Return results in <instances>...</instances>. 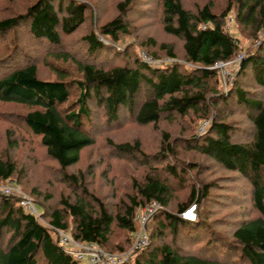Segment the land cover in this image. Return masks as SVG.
Masks as SVG:
<instances>
[{"label": "trees", "instance_id": "16d2710c", "mask_svg": "<svg viewBox=\"0 0 264 264\" xmlns=\"http://www.w3.org/2000/svg\"><path fill=\"white\" fill-rule=\"evenodd\" d=\"M133 2L119 1L116 17L98 31L91 27L81 37L87 52L84 59L72 53L62 38L70 41L86 24L87 3L34 0L22 13L0 17V103L27 108L20 114L23 123L58 165L62 178L83 191L72 200L60 196L58 208L41 206L40 216L48 218L54 228L69 230L78 241L123 251L137 229L135 209L154 200L162 208L148 220L149 242L122 264H264V98L250 95L240 81L251 70L254 85L264 87V45L246 52L226 95L221 93L218 71L212 67L240 52L237 39L224 28L227 14L235 8L236 22L246 35L255 37L264 29V0H225L218 12L214 0L195 5L194 11L181 0H160L161 27L182 41L184 62L176 60L179 57L171 45L160 43L162 56L148 54L171 61L159 65L143 61L138 53L133 59L127 57L128 48L121 51L105 42L117 41L120 34L128 33L122 13ZM148 41L151 47L156 46L153 39ZM109 48L116 49L124 63L99 64L96 55ZM47 52L60 62H47L54 78L38 75L40 55ZM230 97L247 112L252 125L249 141H233V126L223 120L220 112ZM189 113L200 117V124L208 123L203 133L182 139L185 149L211 159L226 171L237 172L251 187L250 200L258 215L240 222L231 237L212 227L207 216L202 217L208 184L198 188L193 184L187 200L178 203L176 213H172L166 209L173 195L169 180L151 172L156 167L150 165L140 180H133V193H127L124 203L111 213L86 189L82 174L66 173L80 161L82 152L96 143L99 130L117 129L125 120L140 126L156 125ZM108 142L120 153L139 154L141 150L138 139ZM161 148L174 152L164 139ZM176 163H167L163 171L181 183L188 168ZM16 171L9 159L0 158V183ZM17 201L15 196L0 195V243L6 244H0V264H78L58 245L54 231ZM192 203L196 219H182L180 214ZM113 226L123 230L121 240H112ZM6 234L10 236L5 241Z\"/></svg>", "mask_w": 264, "mask_h": 264}, {"label": "rangeland", "instance_id": "374dc122", "mask_svg": "<svg viewBox=\"0 0 264 264\" xmlns=\"http://www.w3.org/2000/svg\"><path fill=\"white\" fill-rule=\"evenodd\" d=\"M33 1L0 0V17L22 13L25 7ZM76 1L87 3L86 24L82 25L83 28L75 37L72 36L73 39L69 41L67 38H62V41L72 53L84 59L87 57V52L81 37L91 27H96L95 31H98L100 26L116 17L119 14L117 3L121 0ZM181 1L187 9L194 11L195 5H201L207 0ZM224 2L225 0H214L217 12L224 7ZM161 15L160 0H134L133 4L126 7L122 13V17L128 25V33L120 34L117 41L106 40L105 42L112 45L111 48H117L121 51L128 48L126 56H131L132 59L136 53L140 57L141 53H144L156 61L158 65L171 59L168 57L155 59L149 54L154 55L156 53L155 55L162 56L164 51H161L159 44L167 43L173 47L174 52L178 55L179 58L176 60L184 62L181 59L183 57L182 41L163 31L160 24ZM224 28L238 41L240 52L237 55L242 54L244 57L246 52L264 45V29L260 30L255 37L246 35L241 25L235 20V8L227 14L224 20ZM99 38L105 40L104 37ZM148 39L156 41V46L151 47L148 44ZM114 50L116 49H104L96 55L95 59L99 64H105L106 67L111 64L124 63L122 62L123 56ZM50 54L47 52L40 55L38 75L42 78H54L47 62L60 63ZM185 64L190 63L185 62ZM239 64L226 63L221 68L214 67L218 71L222 94L226 95L235 83ZM240 81L250 95L264 98V87L254 85L251 70L242 75ZM220 106L223 105L220 104ZM225 106V109H222L220 113L224 117L223 120L233 126L232 140L249 141L252 137V125L247 118V112H244L241 106L234 104L231 97L226 100ZM26 110L27 108L21 105L0 103V158L6 157L17 169L14 175L0 183V195H3L2 191L6 187H11V195L17 198L21 194L30 197L29 192L37 201L35 204L40 215L41 206L45 209L46 207L47 209L58 208L60 196L72 200L76 195L81 196L83 191L81 187L72 186L69 180L62 178L58 165L47 157L38 137L30 133L20 118V114ZM200 119L195 114L189 113L184 116H174L170 120H161L156 125L140 126L125 120L117 129L99 130L96 134V143L85 149L81 154L80 161L75 166L67 168L66 173L77 174L79 172L82 174L86 189L92 195H96L111 213H115L118 207L124 203L127 193H133V180H140L143 174L150 170V165L156 167L155 170H150L151 172L158 173L162 177L165 176L169 180L173 195L166 209L172 213H176L178 203L187 200L193 184L197 188L208 184L209 197L208 200L204 201L203 208H201L202 217L207 216L211 219L212 227H216L226 237H231L233 230L240 222L257 216L258 211L250 200L251 187L245 178L237 172L224 170L217 163L199 153L188 151L187 148L185 149V145L181 143L182 139L204 132L200 128ZM164 133L168 136L164 137ZM8 138L9 142H7ZM108 139L113 142L138 139L140 153L144 156L140 153H120L112 148ZM163 139L169 142L174 150L173 153H168V150L163 151L161 148ZM158 154L161 156H157ZM175 160H177L176 164H183L188 168V176L181 183L173 177H166V173L163 171L167 163L173 164ZM32 190H35L34 193ZM142 207L135 209V216L140 213ZM37 219L55 233L56 229L50 225L48 218L39 216ZM138 226L139 222L137 221V228ZM65 232L70 233L69 230ZM113 233L112 240L114 241L121 240L124 236L123 230L115 226H113ZM9 236L10 234L4 236L5 241ZM166 236L169 238L168 234ZM179 236L182 235L179 234ZM131 238L129 246L123 251L129 250L132 253L134 236L132 235ZM178 239L181 242L182 238L178 237ZM2 242L0 244L5 247V242ZM138 251L133 253L130 260ZM236 258V261L240 260L238 257Z\"/></svg>", "mask_w": 264, "mask_h": 264}, {"label": "built area", "instance_id": "2783aa9c", "mask_svg": "<svg viewBox=\"0 0 264 264\" xmlns=\"http://www.w3.org/2000/svg\"><path fill=\"white\" fill-rule=\"evenodd\" d=\"M141 59L147 63L157 64L156 61L147 57L144 53H141ZM242 59L243 55L239 54L228 62H216L212 67L221 68L226 63L239 64ZM170 61L171 60H166L165 62ZM207 123V120L203 121L200 128L204 130ZM2 192L4 196H10L12 194L11 187H6ZM17 203L25 211L34 215L36 218L40 216L35 202L28 195H18ZM161 208L162 206L160 203L153 200L145 204L141 208L140 213L135 216L136 220L139 222V226L133 235L132 253L129 250L121 252L108 251L96 242L78 241L70 233L55 228L57 243L66 253L70 254L78 262V264H122L128 262L133 257V253L148 244L149 232L147 230V222ZM180 217L187 221H194L196 219V205L194 203L190 204L180 214Z\"/></svg>", "mask_w": 264, "mask_h": 264}, {"label": "water", "instance_id": "95a60500", "mask_svg": "<svg viewBox=\"0 0 264 264\" xmlns=\"http://www.w3.org/2000/svg\"><path fill=\"white\" fill-rule=\"evenodd\" d=\"M242 63H243V60H242L241 63L239 64V67H238V71H237V72L240 71V69H241V67H242Z\"/></svg>", "mask_w": 264, "mask_h": 264}]
</instances>
